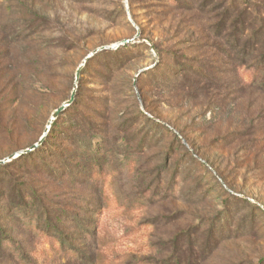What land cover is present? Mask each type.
I'll use <instances>...</instances> for the list:
<instances>
[{"label":"rangeland","instance_id":"374dc122","mask_svg":"<svg viewBox=\"0 0 264 264\" xmlns=\"http://www.w3.org/2000/svg\"><path fill=\"white\" fill-rule=\"evenodd\" d=\"M0 119V264H264V0H0Z\"/></svg>","mask_w":264,"mask_h":264},{"label":"trees","instance_id":"16d2710c","mask_svg":"<svg viewBox=\"0 0 264 264\" xmlns=\"http://www.w3.org/2000/svg\"><path fill=\"white\" fill-rule=\"evenodd\" d=\"M258 79V78H257ZM0 124H2V120L0 119ZM58 123H57V120H55L54 122H52L51 126H50V135H46L45 139L43 140V143L41 145L42 149L43 148H46V147H49L51 146L50 144V140L49 138L52 137V135L55 133V131L57 132V130L59 129L58 127ZM37 151V150H36ZM29 155V154H27ZM27 155H22L18 158V160H21L23 157L27 156ZM3 166H0V168H2ZM93 167V170H92V177L95 175L97 178L100 177V174L103 173V171H101V168L99 167H96V164H93L92 165ZM24 225H26L27 227L30 226V222L28 223H24ZM34 234L37 235V236H40L41 238H45L46 240H49L51 241L52 245H53V248L58 250V251H61V252H64V253H74V250L70 248V243L66 240V238L68 236H70L69 234H63V235H60L58 238L55 236V235H49L47 234L46 232H43L41 230H37V228H34L33 229ZM80 235V234H79Z\"/></svg>","mask_w":264,"mask_h":264},{"label":"water","instance_id":"95a60500","mask_svg":"<svg viewBox=\"0 0 264 264\" xmlns=\"http://www.w3.org/2000/svg\"><path fill=\"white\" fill-rule=\"evenodd\" d=\"M137 36H138V35H136L135 38H137ZM130 42H131V40H123V41H120L119 43H117V44H115L114 46L109 47V48H110V49H113V48L115 49V48H117V47L120 46V45H124V44L130 43ZM101 49H103V48H98V49L92 51L91 53H89V54L85 57V59H84V61L82 62V64L85 62V60H87L89 57H91L93 54H95L96 52H98V51L101 50ZM79 69H80V68H79ZM79 69L77 70V74H76V75H78V71H79ZM72 96H73V94L71 95L70 100H68L66 103H64L62 106H60V107H59V108H58V109L52 114L51 119L48 121V124H47V128H46V130L49 128V126H50V124L52 123V121L55 120V119L57 118V116H58V115H59V114H60V113H61V112L67 107V106H69L70 102L72 101ZM46 130L44 131V134H43V135H45ZM36 145H37V144L31 146V147L28 148V149L22 150V151H20V152H18V153H16V154L10 155L9 157H7V158L4 159V160H0V164H3V163H5V162H8V161H10L11 159H13L14 157L19 156V155H22V154H24V153H26V152H28V151L34 149V147H36Z\"/></svg>","mask_w":264,"mask_h":264}]
</instances>
